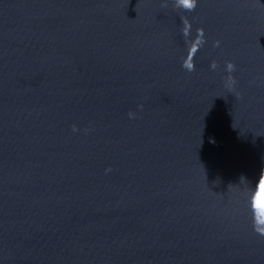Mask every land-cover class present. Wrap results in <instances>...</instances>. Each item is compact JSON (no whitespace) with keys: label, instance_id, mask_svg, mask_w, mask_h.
<instances>
[{"label":"water","instance_id":"95a60500","mask_svg":"<svg viewBox=\"0 0 264 264\" xmlns=\"http://www.w3.org/2000/svg\"><path fill=\"white\" fill-rule=\"evenodd\" d=\"M259 175L264 0H0V264H264Z\"/></svg>","mask_w":264,"mask_h":264},{"label":"clouds","instance_id":"9594fccd","mask_svg":"<svg viewBox=\"0 0 264 264\" xmlns=\"http://www.w3.org/2000/svg\"><path fill=\"white\" fill-rule=\"evenodd\" d=\"M182 5L188 10V11H192L196 8L197 6V0H181ZM220 42L219 41H215L214 42V46H219ZM215 65V62H213V66ZM189 71L193 70V66L192 64H186L185 65ZM228 68L230 71L234 70V65L231 62H228ZM235 83V80L233 78V84ZM133 114H129V116L131 117ZM73 131H76L75 127L73 128ZM106 171H110V169H106ZM264 180V175H259V179L256 180L255 182V186L258 189L259 185L261 184V181ZM255 197H253L254 200ZM255 232H257L258 234H260L261 236H264V230H259V229H254Z\"/></svg>","mask_w":264,"mask_h":264},{"label":"snow or ice","instance_id":"6c2138e0","mask_svg":"<svg viewBox=\"0 0 264 264\" xmlns=\"http://www.w3.org/2000/svg\"><path fill=\"white\" fill-rule=\"evenodd\" d=\"M258 192L256 195V206L264 210V182L259 185Z\"/></svg>","mask_w":264,"mask_h":264}]
</instances>
